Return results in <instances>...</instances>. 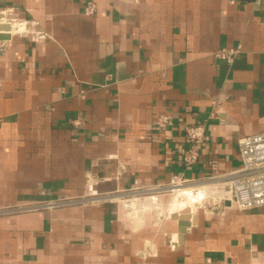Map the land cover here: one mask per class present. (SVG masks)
Returning a JSON list of instances; mask_svg holds the SVG:
<instances>
[{"label":"crops","instance_id":"0c3cea01","mask_svg":"<svg viewBox=\"0 0 264 264\" xmlns=\"http://www.w3.org/2000/svg\"><path fill=\"white\" fill-rule=\"evenodd\" d=\"M0 23V264H264V205L226 178L264 131V0H0ZM181 179L214 200L179 240Z\"/></svg>","mask_w":264,"mask_h":264},{"label":"built area","instance_id":"2783aa9c","mask_svg":"<svg viewBox=\"0 0 264 264\" xmlns=\"http://www.w3.org/2000/svg\"><path fill=\"white\" fill-rule=\"evenodd\" d=\"M232 2L242 0H230ZM95 4L89 3L87 11L93 12ZM237 49L222 48L216 55L232 61ZM159 127L173 124L168 114H162L156 121ZM185 135L189 142L184 150L183 161L187 165L195 164L200 157V147L208 139L203 123H190L185 125ZM241 166L226 175L233 188L231 201L241 209L253 208L264 205V131L242 136L239 139ZM189 181L181 179L177 184H187ZM171 186L172 187L174 186ZM64 201H41L39 205L54 206Z\"/></svg>","mask_w":264,"mask_h":264},{"label":"water","instance_id":"95a60500","mask_svg":"<svg viewBox=\"0 0 264 264\" xmlns=\"http://www.w3.org/2000/svg\"><path fill=\"white\" fill-rule=\"evenodd\" d=\"M0 29H4L5 32L0 33V41L5 40V39H9L11 38V33H9V29H11V24L10 23H0ZM214 198L212 197H207L203 200H199L198 202H196L195 204H193V211L194 213L197 212V208L201 205L204 204H209L211 201H213ZM188 211V207L182 209L181 213L178 214V216H180L179 218V240H182V238L184 237L185 233L189 230V226L191 225L185 218V212ZM174 216L176 217L177 214H174Z\"/></svg>","mask_w":264,"mask_h":264},{"label":"bare ground","instance_id":"6f19581e","mask_svg":"<svg viewBox=\"0 0 264 264\" xmlns=\"http://www.w3.org/2000/svg\"><path fill=\"white\" fill-rule=\"evenodd\" d=\"M14 29V28H13ZM18 30H20V28L18 29ZM201 185V184H200ZM194 186H195V184H188V185H186V184H184V185H181V186H175V187H172V190L173 191H176V192H178L181 196H184L185 197V195H187V197H193V194H194V189H196V188H194ZM198 186V185H197ZM180 197V196H179ZM178 198V197H177ZM99 199V198H98ZM199 198H192V199H190L189 200V202H190V204H187L186 206H185V202H184V200L182 199V201L180 200V202H176L175 204L176 205H180V207H178V208H181V209H184V208H186V207H190L191 206V204L194 202V201H197ZM201 200V199H200ZM199 201V200H198ZM184 202V203H183ZM174 203V202H173ZM181 203V204H180ZM193 205V204H192ZM190 208H192V207H190Z\"/></svg>","mask_w":264,"mask_h":264},{"label":"rangeland","instance_id":"374dc122","mask_svg":"<svg viewBox=\"0 0 264 264\" xmlns=\"http://www.w3.org/2000/svg\"><path fill=\"white\" fill-rule=\"evenodd\" d=\"M191 182H189V183H187L186 185H188V184H190ZM181 185H183V184H177V185H174L173 187H175V186H181ZM173 193V192H172ZM175 196L174 197V199H173V202H172V204H171V207L173 208V205H175V203L176 202H180V200L182 201V197H184V196H181L178 192H176V191H174V194H171L170 196ZM180 196V197H179ZM178 197V198H177ZM192 198H199L198 200H203V199H205V198H207V196H203V197H198L196 194H195V192H194V194H193V197H187V195H185V199H187V201L189 202V200L190 199H192ZM198 200L197 201H194L192 204H195L196 202H198ZM184 202H186V201H184ZM191 204V206L193 207V205ZM178 208V207H177Z\"/></svg>","mask_w":264,"mask_h":264}]
</instances>
